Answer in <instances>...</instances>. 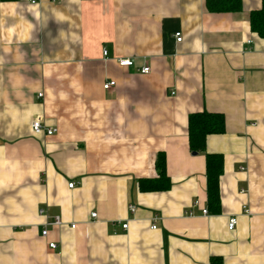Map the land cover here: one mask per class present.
Instances as JSON below:
<instances>
[{
  "label": "crops",
  "instance_id": "crops-1",
  "mask_svg": "<svg viewBox=\"0 0 264 264\" xmlns=\"http://www.w3.org/2000/svg\"><path fill=\"white\" fill-rule=\"evenodd\" d=\"M261 5L0 0V264H264ZM196 111L224 116L204 149L223 156L219 211L189 149ZM36 116L57 132L34 134ZM158 152L171 186L142 191ZM46 215L63 224L44 237Z\"/></svg>",
  "mask_w": 264,
  "mask_h": 264
},
{
  "label": "trees",
  "instance_id": "trees-1",
  "mask_svg": "<svg viewBox=\"0 0 264 264\" xmlns=\"http://www.w3.org/2000/svg\"><path fill=\"white\" fill-rule=\"evenodd\" d=\"M261 7L250 11L249 25L253 32L264 39V0ZM208 9L215 12L235 11L241 8V0H205ZM187 137L189 149L192 152H205V143L209 134H222L225 129L224 116L218 112L196 111L189 114ZM154 166L157 176L152 179L142 178L138 180L139 189L142 191L167 190L171 186L166 174L165 155L158 152ZM206 166V196L209 209L219 211V177L223 173V156L219 153L205 152Z\"/></svg>",
  "mask_w": 264,
  "mask_h": 264
},
{
  "label": "built area",
  "instance_id": "built-area-1",
  "mask_svg": "<svg viewBox=\"0 0 264 264\" xmlns=\"http://www.w3.org/2000/svg\"><path fill=\"white\" fill-rule=\"evenodd\" d=\"M31 3H35L36 0H30ZM175 36H176V41L177 40H181V35H180V32H177L175 33ZM249 43V41L247 42ZM103 54H107V49L104 48V50L102 51ZM117 63L118 65L120 66H124V67H129L133 64L132 60L129 59V58H124V57H119V59H117ZM149 66H142L140 69H139V72L143 73V74H147L148 71H149ZM115 85V82L114 81H111V80H108L105 82L103 88H109L111 86ZM40 96V94H38ZM30 128L32 129V132L36 135H52L54 133L57 132V127H53V126H45V124H43V121H42V118L40 116H36L35 118L32 119V122L30 124ZM69 187H72L73 186V183L72 182H69L68 183ZM243 190L241 189L240 193L242 192ZM135 207L133 205H129V210L132 212L134 211ZM243 212L245 214H248L250 212V209H248V207L246 205H243L242 208ZM203 210V213L206 214L208 211L206 209H202ZM39 213L41 214H45L44 213V210L43 209H39ZM91 214V217L94 218V216H96V212H92L90 213ZM237 223V217L236 216H230L228 217L227 219V227L228 229L230 230H233L235 227H236V224ZM63 224V221L61 219V217L59 215H46V221L44 223V226L43 228H41V235L42 236H47L49 234V227L52 225V226H61ZM127 226V222H124V224H122V228H125ZM69 227L70 228H74L75 227V224L73 223H70L69 224ZM152 229L155 228V221L153 220L151 226H150ZM48 245L51 247H56L55 243L53 241L49 242Z\"/></svg>",
  "mask_w": 264,
  "mask_h": 264
},
{
  "label": "water",
  "instance_id": "water-1",
  "mask_svg": "<svg viewBox=\"0 0 264 264\" xmlns=\"http://www.w3.org/2000/svg\"><path fill=\"white\" fill-rule=\"evenodd\" d=\"M195 154V152H193Z\"/></svg>",
  "mask_w": 264,
  "mask_h": 264
}]
</instances>
